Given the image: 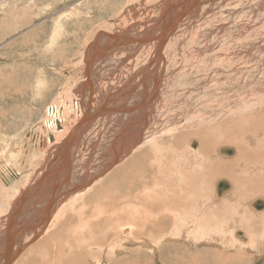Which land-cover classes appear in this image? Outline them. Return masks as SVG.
Returning a JSON list of instances; mask_svg holds the SVG:
<instances>
[{
    "label": "bare ground",
    "instance_id": "bare-ground-1",
    "mask_svg": "<svg viewBox=\"0 0 264 264\" xmlns=\"http://www.w3.org/2000/svg\"><path fill=\"white\" fill-rule=\"evenodd\" d=\"M13 1L0 0L9 49L10 19L32 18L15 16ZM241 7L247 23L236 25ZM77 8L78 32L56 46L35 49L48 43L37 31L22 37L28 62L54 65H33L31 97L53 96L23 140L2 121L37 105L17 94L0 108V264L252 259L264 238V20L248 21L264 18V0Z\"/></svg>",
    "mask_w": 264,
    "mask_h": 264
},
{
    "label": "rangeland",
    "instance_id": "rangeland-1",
    "mask_svg": "<svg viewBox=\"0 0 264 264\" xmlns=\"http://www.w3.org/2000/svg\"><path fill=\"white\" fill-rule=\"evenodd\" d=\"M15 1H18L16 4V8L19 10V13L16 14L14 12V15H29L32 18L30 19V24L28 25H21L17 22V24H13V20L16 17H13L9 21V26L11 29H14L10 32H8L7 37L5 38V42L9 41L10 49L9 48H4L5 44L1 40L0 41V93H3V101L0 102V108L1 111H9V105L13 103V99L17 94L21 95V98L19 102L23 104L22 102V97L30 99L34 104H36V108L34 107V112L33 113H25L26 114V119H23L22 115L20 116V111L18 109H14V114L13 116H7L5 121H2L3 127L8 125V130L6 134H10L14 139H19L20 141L23 140V137L25 133L30 129V127L34 124L33 120L38 119V117L43 114L44 110L46 107L49 105V102L53 96L52 92L47 94L44 97H40L41 99H38L35 95L31 97L30 95V86L35 84L34 78L32 77V73L35 71L33 70V65H36L37 68L40 70L42 64L44 70H48L54 67L50 66L47 60H40L38 57H36V64L33 63V65L28 62L30 58L25 59L24 55L28 53L29 50H34L32 46H26L25 40L22 39L24 34L30 30L37 31L39 33H43L46 37V41L48 39V43L42 45L41 47L37 46L38 42L35 44V49H45V48H51L56 46L57 42L62 39V37H70V35L73 34L74 31H77L74 29V27L70 26L69 23L71 24V19H73L76 15L77 12L82 11V8L78 9L77 6L80 4H83L87 0H81V3H77L78 0H14L13 2L9 3L7 7L11 10L14 9L13 4ZM84 1V2H83ZM90 3H92L94 0H88ZM121 2V0H118ZM101 3V1H99ZM19 6V7H18ZM102 8L104 7H109V4L106 3L105 6H100ZM51 8H55L54 10H51ZM69 8V9H68ZM101 8V9H102ZM6 9V10H5ZM65 10L67 9L69 13H62L61 19H55L57 18L56 12L59 10ZM97 10L98 13H101ZM241 10L240 16L236 19V21L239 22V24L236 25H245L247 22L242 23L241 19L244 18L243 16V11L245 8L241 7L239 8ZM28 11V12H26ZM4 12H8V9L4 7ZM3 12H0V18L3 16ZM103 16V14H101ZM41 16V17H40ZM52 19V22L50 21ZM16 20V19H15ZM251 20H260L263 21L264 18L262 16L250 19L248 22H252ZM44 21L50 22L49 24L44 25ZM56 21V22H53ZM43 24L41 27V23ZM62 23L64 27L60 24ZM60 24V28L57 29L56 26ZM67 25L69 27H67ZM233 26V25H232ZM41 27V28H40ZM30 28V29H29ZM43 28V29H42ZM1 30V29H0ZM40 30V31H38ZM42 31V32H41ZM52 35H48V34ZM1 35V34H0ZM42 39L39 43L42 44L44 41L43 37L40 36ZM3 42V43H2ZM4 44V46H3ZM12 44V47H11ZM3 46V47H2ZM39 47V48H37ZM10 50V51H9ZM37 51L35 50V53ZM27 55V54H26ZM25 63V64H23ZM46 64V65H45ZM27 67V71L25 72V69ZM48 67V68H46ZM58 68V67H57ZM41 69V71H44ZM44 75H48V73L45 71ZM65 75L63 72H61V76ZM86 81V80H85ZM84 83V80L81 81ZM90 90V86L87 91ZM23 94V96H22ZM36 94V92H35ZM9 135V136H10ZM39 154L42 152L38 151ZM83 151H81L82 153ZM3 157H0V160ZM8 158V157H7ZM5 164L3 160L0 161V166L2 167ZM16 166V165H15ZM23 168V167H22ZM250 197L247 199L249 200ZM2 202V200H1ZM3 212L6 211V208L1 209ZM245 240H247V236L243 237ZM257 242L256 248L251 249V251L254 253V257L252 259L246 258L242 261V264H264V254H262L264 250V238L260 237ZM111 255V254H110ZM261 255V258L258 259V257ZM150 257H153L150 254ZM110 259V264H123V263H116L119 261L117 254H113V256ZM217 260V259H216ZM152 262V261H151Z\"/></svg>",
    "mask_w": 264,
    "mask_h": 264
},
{
    "label": "water",
    "instance_id": "water-1",
    "mask_svg": "<svg viewBox=\"0 0 264 264\" xmlns=\"http://www.w3.org/2000/svg\"><path fill=\"white\" fill-rule=\"evenodd\" d=\"M260 206H264V202H262V203L260 204Z\"/></svg>",
    "mask_w": 264,
    "mask_h": 264
}]
</instances>
